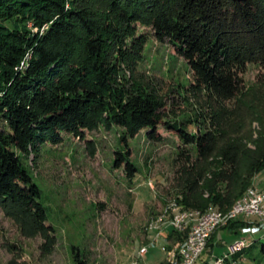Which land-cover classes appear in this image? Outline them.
<instances>
[{
    "label": "trees",
    "instance_id": "1",
    "mask_svg": "<svg viewBox=\"0 0 264 264\" xmlns=\"http://www.w3.org/2000/svg\"><path fill=\"white\" fill-rule=\"evenodd\" d=\"M0 21V210L24 237L42 238L43 256L54 252L57 236L22 156L43 143L60 144L64 134L84 139L86 131L120 127L123 149L114 166L124 165L131 179L138 169L129 139L147 130L160 141L161 126L175 133L183 143L180 194L169 208L177 201L182 210L229 212L254 186L264 169V107L238 97L248 64L259 65L257 84L264 86V0H0ZM139 26L188 63L191 87L209 105L201 114L204 130L166 120L164 99L146 87L126 89L125 77L136 71L149 40ZM254 121L261 125L256 138L243 129ZM87 142L94 154L95 142ZM235 224L242 219L227 227ZM187 235L172 230L169 238L183 239L173 248ZM74 258L90 264L81 252Z\"/></svg>",
    "mask_w": 264,
    "mask_h": 264
},
{
    "label": "rangeland",
    "instance_id": "2",
    "mask_svg": "<svg viewBox=\"0 0 264 264\" xmlns=\"http://www.w3.org/2000/svg\"><path fill=\"white\" fill-rule=\"evenodd\" d=\"M3 23L9 27L14 25L12 20ZM27 26L37 30L32 22ZM141 33L148 34L149 40L136 71L125 77L126 89L146 87L164 99L166 120L186 121L190 132L204 130L206 125L201 114L208 113L205 107L209 105L204 95L192 89L188 63L177 56L169 44L158 41L150 28L139 26L138 34ZM260 71L259 65L251 63L243 74L245 90L238 99L250 106L256 103L257 107H264V86L257 84ZM235 102L236 99L228 101L227 105L233 107ZM243 129L245 133L252 131L256 138L261 125L254 121ZM122 132L120 127L101 126L86 131L84 139L64 134L60 144L43 143L38 150L22 156L24 165L42 191V202L47 208L48 223L55 228L57 246L52 254L43 256L40 251L42 238L24 237L15 222L0 210V264H9L12 260L15 264H75L76 251L90 264H132L143 246L155 244L160 231L164 234L150 247L144 264L181 262L180 252L187 238L173 248L183 239L169 238L167 226L173 217L169 205L180 194L176 177L179 147L183 143L164 126L159 127L160 141L150 140L147 130L130 138L131 159L138 169L130 179L124 165L114 166L115 152L123 149ZM87 141L95 142L94 154ZM187 148L196 157L195 148ZM252 185L264 188V169ZM178 209V212L182 210L179 206ZM183 211L190 215L195 213L194 210ZM226 213L228 211L223 212ZM192 218L195 219V215ZM238 219L244 220V217ZM229 223L214 230L217 232L211 244L207 243V249L195 264H214L217 257L225 255L227 247L225 264H264V254L260 250L264 227L256 221H243L234 228L227 227ZM189 229L180 232L189 233ZM237 239L246 244L237 252H231V246L240 243L233 242Z\"/></svg>",
    "mask_w": 264,
    "mask_h": 264
},
{
    "label": "bare ground",
    "instance_id": "3",
    "mask_svg": "<svg viewBox=\"0 0 264 264\" xmlns=\"http://www.w3.org/2000/svg\"><path fill=\"white\" fill-rule=\"evenodd\" d=\"M258 190H261V189L258 187H254V186L250 187L245 193V195L241 199H239L237 203L232 207V209L230 210L231 213H229L230 212L229 211L228 213L223 214V212L221 213V212H217L213 210L205 212V213H201L200 211L199 212L194 211L195 213L194 214L192 213V215H195L196 217L195 219L192 218V215H190V213L187 211L180 210L178 212L179 210L178 204L176 205V203H173L169 208L171 211L170 213L173 214V217L171 218V220H169L168 224L170 225V223L178 216L189 215L187 218H183L182 229H178V230L184 231L185 229H188V227H190L188 238L180 252L181 262L179 260L178 264H188L187 255H190V252L192 251V248L195 245L196 236H197V229H196L197 226H199V233H207L206 234V245H207L208 241L212 237L214 230L220 227V225L227 224L230 222V220L231 221L236 220L238 219V217H242V218L244 217V213H237V210L239 209V207L245 206L249 196H252L254 193H258ZM213 215L215 216L212 217ZM210 217H212L211 221L203 222V219H209ZM151 225H152L151 228H153L154 227L153 223ZM245 244H246V241H242L240 243H236L232 245L231 252H235V251L237 252V250H240L242 246H244ZM144 253H145V247L143 246L139 254H144ZM196 261L197 259H192L191 261H189V264H195ZM135 264H143V260H136Z\"/></svg>",
    "mask_w": 264,
    "mask_h": 264
},
{
    "label": "built area",
    "instance_id": "4",
    "mask_svg": "<svg viewBox=\"0 0 264 264\" xmlns=\"http://www.w3.org/2000/svg\"><path fill=\"white\" fill-rule=\"evenodd\" d=\"M177 204L178 203L176 201V205ZM237 213H244V220L242 221H256L258 222V224L264 227V188H262L261 190H258V193H254L252 196H249L246 205L243 207H239V209L237 210ZM188 216L189 215L176 217L170 223V225L167 226V231H168L167 234H170L172 230L182 229L183 218H187ZM214 216L215 215H213L212 217ZM212 217H210L209 219H203V222L211 221ZM196 229H197V236H196L195 245L192 248L190 255H187L188 264H189V261H191L192 259L200 260L203 253L207 249L206 247V234L207 233H199V226H197ZM162 234H164V231L158 232L156 240H155V244L152 246H155L159 242V239L162 236ZM233 242H240V239H237ZM150 247L151 246H145L144 254H136L134 256V260L132 264H135L136 260H144V258L149 253ZM227 252H228V247H227ZM226 253L223 257H217L215 259L214 264H225L227 262ZM234 264H237V263H234Z\"/></svg>",
    "mask_w": 264,
    "mask_h": 264
},
{
    "label": "crops",
    "instance_id": "5",
    "mask_svg": "<svg viewBox=\"0 0 264 264\" xmlns=\"http://www.w3.org/2000/svg\"><path fill=\"white\" fill-rule=\"evenodd\" d=\"M176 247V246H175ZM199 260V259H198ZM197 262H199V261H197ZM196 264H199V263H196Z\"/></svg>",
    "mask_w": 264,
    "mask_h": 264
}]
</instances>
